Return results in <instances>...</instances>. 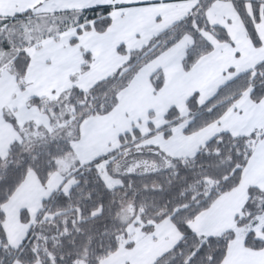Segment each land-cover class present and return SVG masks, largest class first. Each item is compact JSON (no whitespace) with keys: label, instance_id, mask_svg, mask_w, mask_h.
Listing matches in <instances>:
<instances>
[{"label":"snow or ice","instance_id":"snow-or-ice-1","mask_svg":"<svg viewBox=\"0 0 264 264\" xmlns=\"http://www.w3.org/2000/svg\"><path fill=\"white\" fill-rule=\"evenodd\" d=\"M0 264H264V0H0Z\"/></svg>","mask_w":264,"mask_h":264}]
</instances>
